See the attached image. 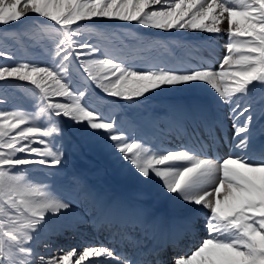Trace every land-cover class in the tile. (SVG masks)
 Returning <instances> with one entry per match:
<instances>
[{"label": "snow or ice", "instance_id": "1", "mask_svg": "<svg viewBox=\"0 0 264 264\" xmlns=\"http://www.w3.org/2000/svg\"><path fill=\"white\" fill-rule=\"evenodd\" d=\"M98 20L223 33L227 42L222 60L193 62L189 49L179 66H170L145 60L157 45L132 48ZM205 39L212 43L211 35ZM9 42L41 48L47 63L18 60ZM0 59L11 61L0 63V81L32 86L29 107H0V264H264V139L253 129L255 103L264 119V96L253 101L256 89L264 91V0H0ZM179 86H206L212 104L174 111L175 130L192 128L190 140L177 147L136 135L90 99L98 89L104 94L98 100L123 106ZM6 103L0 96V105ZM212 105L227 107L233 129L223 157L210 155L203 143L224 123L210 115ZM93 142L145 189L181 207L179 223L165 225L136 205L110 203L78 177L68 190L58 186L66 151ZM33 168L47 169L46 179H36ZM77 204L93 224L117 228L111 234L123 245L119 251L89 244L53 255L47 242L39 251L42 234L83 221ZM200 228L205 236L197 238Z\"/></svg>", "mask_w": 264, "mask_h": 264}, {"label": "rangeland", "instance_id": "2", "mask_svg": "<svg viewBox=\"0 0 264 264\" xmlns=\"http://www.w3.org/2000/svg\"><path fill=\"white\" fill-rule=\"evenodd\" d=\"M97 24L102 26L110 33H118L123 37H127L129 39L130 47L132 48L138 47L141 43L144 42H151L152 44L157 45V47L151 52L144 53L145 60H147L146 59L147 55L148 53H150L154 56L155 62L168 64V65L174 63L173 65L179 66L180 61H178L177 58H181V56L186 57L189 49L192 50L193 56L198 58L193 62H199L201 60H204V56L203 58L201 57V51L203 55H206L208 57L211 52H212L211 55H213V53L216 51L214 53V56L212 57V59H210L209 62L222 60L224 54V44L227 42V36L224 35L223 33L214 34V38L211 37L212 43L209 45L207 39H205L203 35H200L199 32H194L191 30L164 31V30L148 29V28H142L141 26L136 25L134 23L128 24L120 21L98 20ZM224 27L226 28L227 25L224 24ZM161 37L162 39L160 40ZM119 39H120L119 36L112 38V40L108 42L109 46L112 47L113 45H116V43L118 44ZM9 44L12 45L11 46V48L13 47L12 50L16 52V57L18 60L38 61L41 62L42 65L47 63V56L44 54L41 48L38 47L33 48L30 45L26 47H18L14 45L12 42H9ZM160 44H166L168 45V48L165 49L159 47ZM174 53H175V57L173 56ZM0 63H11V61H5L3 59H0ZM138 66H143V62L138 61ZM214 67H218V64H214ZM31 88L32 86L28 85L26 82H21L15 79H9L7 83L0 81V96H2L4 99L7 100V103L4 105H0V107H4L7 109H12L16 106H23L25 108L29 107V101H30L29 89ZM177 90L186 91L184 93H190L195 97L211 99L210 104H212V93L211 90L207 89L206 86L198 87L195 89L184 86L165 88L163 91H158L154 95H149L148 98L152 96L156 98L175 96L181 93V92H176ZM95 92L98 96L104 95L103 93H100L98 89L95 90ZM97 95H93L90 98L91 102L94 105L100 107L101 110L105 112L114 111L115 115L118 117V121L122 123L126 128L129 129L134 128L135 134L138 136H140V126L143 122L141 121V116L143 114H146L149 117L154 116L156 120L159 121L158 128L156 129V134L158 135L157 141L159 142V144L163 143L162 141L164 139L161 131V129L164 126L162 122L163 119L160 115L156 114L151 107L146 105L145 100L142 99L136 104H123V106H120L122 102H118L112 98H106L105 101H100L97 99ZM262 96H264V91L260 89H256L253 96L254 103L256 101H260V98ZM113 104L117 105V107L114 110L109 107V105H113ZM213 106L214 105H212V109ZM214 108L216 112L221 113V116L225 121L230 122L229 124H231L230 119H225L227 115L226 106H220V107L214 106ZM124 109L127 112L128 111L131 112L132 115L134 114L133 117L135 119L129 113H128L130 115L129 118L124 116L122 114L124 112ZM261 111H262V105L260 103H255L254 115L256 119L253 121V129H254V133L257 136L260 135V130H261L260 126L262 125L264 127V119L260 118ZM142 125L145 128H147L145 124ZM32 170L33 172L37 173L35 177L36 179L38 180L46 179L44 173L48 171L47 169L33 168ZM73 177L80 178V182L83 185L87 186L88 188L92 186L96 191L99 188H101L103 194L99 193V195L103 196V198H105V200L109 201L110 203L122 202V199H126L125 201H123V203H129V204L134 203L133 205H136L138 207L141 206V204L144 206L147 204L146 201L148 200V198H146L147 193L145 188L141 186L132 177L130 172L126 173L125 171H123L120 164L112 158V156L106 151L102 143L93 142L88 145H82L79 151H73L70 148L66 151L64 167L61 169L60 175L56 177V183L58 186H62L63 188L68 190L72 186L71 181ZM134 197L136 198V201ZM117 198L121 200L118 201ZM129 200L132 201V203ZM138 200L140 202H138ZM74 208L75 211L78 212L80 216H82L83 218H90L91 213L86 214L85 205L77 204L74 206ZM145 209L147 212L151 211L153 212V214L156 213L151 206L148 207L146 205L144 210ZM81 225L84 228L86 227L83 224ZM83 227H80V229L83 230L84 229ZM83 232L87 233L88 238L87 237L86 238L88 241L92 239L91 238L92 233H90L91 232L90 229L88 230L84 229ZM73 234L74 235H71L72 237H70L69 241H71V239L79 240V238L82 237L80 231L79 232L76 231V234L75 233ZM53 236L54 238H52ZM53 236L49 237L47 235L45 236V234H42L41 240H45L47 241V243L51 242L50 244L52 246V249L54 248L52 254L54 253L53 255H55L57 250L53 245L55 243L54 240L55 235ZM84 244L87 245V243ZM61 245L62 244H60L59 246ZM71 245L72 243H68V241L65 242V246L68 247V249L73 248V246ZM77 245L81 246L80 242H78ZM44 250H45L44 244L39 245V251L44 252Z\"/></svg>", "mask_w": 264, "mask_h": 264}, {"label": "bare ground", "instance_id": "3", "mask_svg": "<svg viewBox=\"0 0 264 264\" xmlns=\"http://www.w3.org/2000/svg\"><path fill=\"white\" fill-rule=\"evenodd\" d=\"M199 34L203 35V37H205V38L209 37L210 35L212 38H214V34H207V33H200V32H199ZM161 39H162V37L160 38V40ZM115 42H116V40H115ZM176 52H179V51H176ZM175 53L173 54L174 57H175ZM214 53H213V55H211V59L214 56ZM185 58H186L185 56H183V57L181 56V58H177V60L180 61V60L185 59ZM194 58H195L194 60L198 59L197 57H194ZM146 59L148 61L155 62L154 56L150 53H148ZM204 60L210 61L209 59H206L205 57H204ZM173 64L174 63H171L169 65L170 66H178V65H173ZM176 92H181V93L178 95H175V96H167V97H163V98H158V97L156 98V97L152 96V97L145 100L146 105L151 107L155 111V113L160 115L163 119L162 122H163L164 126L161 129L163 139H164L162 141L163 143L159 144V142L157 141L158 135L156 134V129L158 128L159 121H157L154 116L149 117L146 114H143L141 116V121H143L142 124H145L147 126V128H145L141 124V126H140V136L141 137H143L149 141H154L155 143L159 144L162 147H166V148L167 147H177L178 146V143H177L178 135L182 136L183 133H180L181 131L178 132L172 126L171 118L173 116L174 111L179 110L181 108L189 107L194 103H196V104H210V102H211V99L195 97L190 93H184L186 91H183V90H177ZM215 111L216 110L212 109V107H211L210 115L218 116L220 118V115L217 114ZM137 116H139V115H137ZM190 127H191V125H190ZM188 132H189V130L187 131V133ZM187 133H185V135ZM232 133H233V129L231 127V124H222L220 127V130L217 132H214L212 134V137H208V136L204 135L205 143H207L206 149L209 152V154H210L211 147L209 149L207 147V145L210 143V140H214L215 142L211 143V145L217 149L218 157H223V156L228 155L229 154V148H230L229 141L232 139ZM258 137L261 139H264V137H260V135ZM90 189H93L98 194L100 193L99 191H96L94 189V187H92V186L90 187ZM145 190L147 193V197L146 196L145 197L148 198V200L146 201V203H147L146 205L148 207L151 206L155 210V212L158 213L160 219L164 222V224L165 225H171L173 223L178 224L180 219L184 215V210L181 207H179L178 205H174L170 200L165 198L163 195L159 194L157 191L149 190V189H145ZM131 199H133V198H131ZM139 200H138V202H140ZM135 201H136V198H135ZM130 202L132 203V201H130ZM139 204H141V203H139ZM146 205L144 206L141 204V206H139V207L144 209L146 207ZM83 219H85V220H83L82 222H78L75 225L79 229V231L82 235V237H80L79 240L71 239V241H69L70 237H72L71 235H74L73 233L76 234V231L79 232L78 229H76V230L73 229V228H75L74 224L76 222H72L73 225L70 227L61 228L57 232V234H55V239H54L55 243L53 245L55 246L56 250L58 248L68 249V247L65 246L66 241H68V243H72L71 246H73V247L85 246L84 243H87V245L92 244V242H88V240L86 239L87 233L83 232L84 229H86V230L90 229L91 230L90 233H92V231H96L95 236L91 235L93 244L99 246L98 244L101 245V243H103V241H105L104 235L102 234V232L99 234V227L103 226V225L93 224L92 214L90 215V218H83ZM81 224L85 225L86 227L84 228ZM80 227H83L84 229L81 230ZM204 236H205V232L202 228H200L198 230L197 237L200 238V237H204ZM52 238H54V236ZM73 240H74V243H73ZM41 241H42L41 244H44V242H47L45 240H41ZM78 242H80L81 246L77 245ZM149 242H151V240H149ZM60 244H62V245L59 246ZM67 245H70V244H67ZM108 247L116 248L117 251H119L123 247V245L121 247H115V246H108ZM53 250H54V248L52 249V251Z\"/></svg>", "mask_w": 264, "mask_h": 264}]
</instances>
